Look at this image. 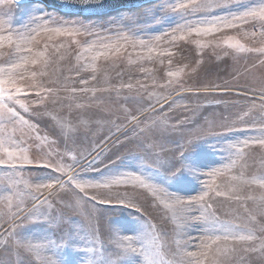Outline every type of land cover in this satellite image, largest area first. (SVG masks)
I'll list each match as a JSON object with an SVG mask.
<instances>
[{"label":"rangeland","instance_id":"1","mask_svg":"<svg viewBox=\"0 0 264 264\" xmlns=\"http://www.w3.org/2000/svg\"><path fill=\"white\" fill-rule=\"evenodd\" d=\"M198 2L83 16L0 0V80L14 97L0 99V264H264V19L188 30L264 0ZM45 20L79 31L45 32ZM22 57L38 63L18 69ZM115 178L126 183L104 186ZM205 210L245 239L205 259L202 241L223 235L194 219Z\"/></svg>","mask_w":264,"mask_h":264},{"label":"snow or ice","instance_id":"2","mask_svg":"<svg viewBox=\"0 0 264 264\" xmlns=\"http://www.w3.org/2000/svg\"><path fill=\"white\" fill-rule=\"evenodd\" d=\"M227 4L225 3L224 5H220V4H214L213 0H199L197 6L201 7V8H207V7H212V6H216V7H220V6H226ZM257 16H259L261 19H264V8H261V10L259 12H257L254 9H248V10H244L242 12L239 13H230L229 15L223 16V17H216L213 20H201L200 24H207V27H190L188 28L189 32L192 33H197V34H207V33H211V32H215V31H220V27L219 26H223V28H235L238 26V24L236 23L237 21L241 22V23H247L248 20L250 18H256ZM35 19H39V18H35ZM0 23H2V21H0ZM47 23L48 21L45 20L43 25H40V29L42 31L45 32H55L57 35H73L75 32L79 31V28L76 27H57V28H48L47 27ZM83 27V26H81ZM0 39H4V37H0ZM21 39L24 40L25 42H27L29 39H31L30 37H24L21 36ZM157 40L160 39V37H156ZM175 39V37H174ZM9 40H11V38L9 37ZM139 43L141 45H144L146 42L141 40L139 41ZM151 51V49H149ZM29 52H31V49H28ZM39 55V54H38ZM95 59V58H94ZM31 64H36L38 63L37 59H31V61H29V59L27 57H22L21 59V63L16 65L15 67L18 69H24L25 66L28 63ZM94 67V65H93ZM33 76H35V73H32ZM21 79H23V77H20ZM5 81L0 80V99H8V100H12L13 97V93L9 90L3 87ZM16 93H20L22 90L20 88H16L15 89ZM8 112L12 115L15 116L16 113L12 110V109H8ZM259 143L264 144V140L259 141ZM7 156H8V160H24V161H28V157L26 155H16L15 153L8 151L7 152ZM29 164L31 163V161H28ZM5 164V161L0 160V165ZM11 167L15 168L18 165H10ZM38 167H51L50 165H38ZM189 170H191L194 174H196L195 170L192 168H189ZM211 175V173L209 174ZM135 181H138L143 187H148L147 184L144 183V181L140 178V177H134L133 178ZM58 182H60L58 180ZM122 183H126L125 180L120 179V178H115V179H111L106 181L105 183V187H110L111 185H118V184H122ZM43 187H48L51 188L52 185H44V184H37L35 186V189L37 192L40 191L41 188ZM77 187L83 189L84 187H100L99 184H79L77 185ZM218 196H223L225 195L224 192H217L216 193ZM208 195V192L205 191L203 193V195L199 196V197H191V199L184 201L182 200L180 197H175L174 199V203L172 205H169V207H174L179 211L185 210L187 208H190L193 204H199L204 200V197ZM114 199L117 200H121V196L119 194H117L115 197H113ZM94 199V198H92ZM105 203H108L110 201H104ZM121 205H126L128 207H133L134 206V202L133 203H129V204H123L122 202L120 203ZM210 207V206H209ZM139 212V209H136ZM196 221H203L206 225H208V231L210 233H215L217 231L221 232L223 235H216L215 238L213 239L211 236H209L208 241L204 242L202 241V247L205 249V252L202 253V255L205 257V259H208V253L212 252V245L213 244H217L219 241H221V239L227 241L230 237L232 239H240L243 240L245 239V237L243 236H235L233 235L232 232V226L229 224H224L221 221L218 220V218L214 215V213H211L207 210L202 211L201 215L199 217H195L194 218ZM247 239H251V237H247ZM135 251V250H134ZM217 252L220 251L219 248L216 249ZM193 256H196L195 253L192 254ZM210 264H215V260H211Z\"/></svg>","mask_w":264,"mask_h":264},{"label":"water","instance_id":"3","mask_svg":"<svg viewBox=\"0 0 264 264\" xmlns=\"http://www.w3.org/2000/svg\"><path fill=\"white\" fill-rule=\"evenodd\" d=\"M157 0H14L17 4L39 2L49 9L59 10L64 14L100 16L122 9L140 7Z\"/></svg>","mask_w":264,"mask_h":264}]
</instances>
